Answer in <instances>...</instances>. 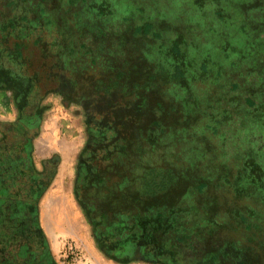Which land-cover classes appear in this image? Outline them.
I'll return each instance as SVG.
<instances>
[{
  "label": "flooded vegetation",
  "instance_id": "obj_1",
  "mask_svg": "<svg viewBox=\"0 0 264 264\" xmlns=\"http://www.w3.org/2000/svg\"><path fill=\"white\" fill-rule=\"evenodd\" d=\"M239 1L246 7L241 5L238 31L245 38L248 31L255 34L247 42L252 47L244 53L258 56L262 63L245 73L236 69L226 79L195 72L191 80L175 81L168 71L162 76V67L151 64L160 48L149 53L144 74L133 76L131 67L137 65L129 63L130 38L126 42L105 37L85 44L90 36L80 15H88V24L94 22L88 19L100 17L97 14L110 15L99 10L108 8L105 1L95 12L73 5L66 11L68 20L57 23L51 16L64 7H56L55 0H0V9L1 3L12 2L0 11V264H59L41 227L39 201L55 181L61 159L56 154L39 157L37 148L45 113L52 108L42 102L55 94L64 98L67 109L80 106L94 111L75 158L73 196L102 254L119 263L142 259L152 264H264V0ZM223 2L232 6L228 0ZM139 8L134 11L140 14ZM217 15L206 27L209 33L230 22L225 10ZM8 21L14 23L7 25ZM55 24L54 43L42 47L32 42L46 35L35 29L45 26L53 33ZM79 25L86 31L77 30ZM204 28L193 21L185 36L191 45L197 40L205 43ZM17 49L21 51L15 54ZM135 57L139 63L145 61L142 55ZM234 82L245 86L235 90ZM177 86L189 101H194V93H201L204 103L210 99L208 115L196 102L183 100L177 109L182 98L175 93ZM238 92L237 104L230 105L228 96ZM112 96L143 100L136 136L122 140L116 126L108 122L112 119L99 111H106ZM150 97L157 102L145 111ZM243 97L257 99L256 110H242ZM163 101L170 104L167 110L160 104ZM159 106L165 112L172 108L173 113L158 118ZM96 114L99 127L92 124ZM203 116L209 118L206 135L205 121H200L201 130L196 126ZM213 125L218 128L215 133L210 130ZM154 167L182 173L166 192L170 197L189 190L198 176L207 183V195L194 201L190 194L175 203L174 217L151 219L149 207L157 200L152 199L145 177Z\"/></svg>",
  "mask_w": 264,
  "mask_h": 264
},
{
  "label": "rangeland",
  "instance_id": "obj_2",
  "mask_svg": "<svg viewBox=\"0 0 264 264\" xmlns=\"http://www.w3.org/2000/svg\"><path fill=\"white\" fill-rule=\"evenodd\" d=\"M13 1H21L22 3L24 0ZM55 1L56 7H64V9L58 10L57 14H55V11L54 16L48 15L44 11L41 14L47 17L51 16V19L57 23L60 20H68L66 11L69 7L72 9L74 7L73 5L77 7L84 5L88 11H94L100 6H103L105 1L109 5L108 8H99V10L111 12L110 15L97 14L100 16L99 18L88 19L94 21L90 24L87 23L88 15H80V18L83 19V27L85 24V28L90 36L85 44L87 45L88 42L98 43L99 40L105 37H115L119 41L130 38L129 40L131 42L127 46L128 56L130 58L129 63L130 65H137V67H131L133 76H141L144 74L145 65H149V61H147L149 60V53L151 54L152 51L156 50L154 48H160V50L156 51L161 53L155 61H151V64L156 67H162L159 69V73L162 76L164 70L168 71L167 75L170 73L175 81L191 80L189 77L193 76L195 72L203 73L204 76L212 79L220 80V76L226 79L228 78L227 75L235 74L236 69H240L245 73L247 69H251V66L258 65L260 61L258 56L256 59L255 55L244 53L246 51L245 48L252 47V44H247V42L251 38H254L255 34L253 32L249 33L248 31L249 37L245 38V35L238 31V24L240 19L242 20L241 16L243 14L240 12L243 3L239 0H228L232 6H226L223 0ZM79 1L80 3H78ZM34 3L36 2L33 1L32 4ZM11 4L12 2L1 3L2 8L0 11L9 9L3 6H9ZM243 5L246 7V2ZM135 6L140 7V14L134 11ZM218 6L220 8L218 13L216 12L213 15L214 11L218 9ZM203 7L206 8L200 13L199 10ZM224 10L225 17L230 22L226 26L215 27V33H209L206 27H209L212 19H215L214 17H218L217 14L224 15ZM228 10H231L230 14ZM92 14L94 15L93 12ZM72 16L70 15L71 18ZM225 17H223L224 21L226 20ZM184 20L189 22L184 24ZM193 21L200 23V27L204 25L205 43L202 40H197L198 44H196L192 40V43L194 42L195 44L193 43L191 45L190 40L185 37L186 35L188 36L186 32L190 31L189 29ZM13 23L8 21L7 25ZM23 23L18 24L22 25ZM53 27L55 29L53 33L45 26L35 29L38 34L43 32L46 35L40 34L32 42L42 47L47 43H54L56 40L55 35L58 32V25L55 24ZM83 27L79 25L77 30L80 28L81 32H85L86 30ZM247 27L249 26L247 25ZM199 35V31H197V36L193 38L197 39ZM202 39H204V35ZM125 41L127 42V40ZM186 43L188 44L187 46ZM65 46L67 48L72 47L68 43ZM20 51L21 49L15 50V54L20 53ZM140 55H142L145 61H140L139 63L138 59L136 61L133 57H140ZM243 57H247V59L241 60ZM38 62L40 64L39 68H41L42 61ZM260 62L262 63V61ZM179 84L181 83L179 82ZM240 85L245 86L244 83L234 82L232 88L236 90ZM228 89L230 90V88ZM231 92L233 91L231 90ZM175 93L182 94L180 86L175 88ZM241 93H243V90ZM194 95L195 97L192 95L194 101H189L187 93H183L182 98L178 101L177 109L183 105V100L190 104H195V102L199 103L198 105L203 102V105L207 106L202 100L201 93H194ZM239 96L240 92L236 94L231 93L227 98L230 101L229 104L234 105V102L237 104ZM46 99L48 102H42V105H50L52 108L45 113V124L41 130L42 134L37 141L38 144H45V152H38V156L46 157L56 154L61 159V166L54 179L55 181L48 187L39 201V213L41 215V227L48 238L50 250L55 260L59 264H152L142 259H133L129 263H119L110 256L102 254L96 247L91 225L84 218L73 196L75 158L87 137V126H90L88 121L91 113L94 111L90 109L84 111L80 106H75L77 110L75 108L67 109L66 105H64V98H61L57 94L53 97H46ZM242 99V110L252 111L257 107L258 102L256 103L257 100L254 101V98L243 97ZM112 101L116 103H112ZM142 101L139 99L124 101L118 99L116 96H112L108 103H106V111L99 109L104 118H110L112 120H103L102 123L110 122V124L115 125L118 129L122 140L127 137L130 139V137H133L132 135H135L134 130L140 126V116L143 113L141 108ZM146 101L145 111L149 110L151 108L150 106L157 102L155 98L151 97ZM160 104L164 110L170 107V104H166L164 101L160 102ZM161 106L156 108V113H159L158 118L165 112ZM202 110L205 112L204 115H208L207 113L209 111L206 107ZM196 112L197 110L194 112V115L198 116ZM165 113L171 114L173 113V109L171 108L170 112ZM99 119L100 116L97 114L92 117L94 127L101 125V123H98ZM201 120L205 121L203 133L206 135L209 133V127L207 126L209 124L207 122L208 117L203 116L200 118L196 124L199 129L202 123L200 122ZM214 126L216 125L210 128L213 133L216 132L215 129H218ZM187 141H191V139ZM251 147H254V145L252 144ZM157 153L160 154L159 151ZM170 154L171 152L168 153V155ZM258 162L260 163V161Z\"/></svg>",
  "mask_w": 264,
  "mask_h": 264
},
{
  "label": "trees",
  "instance_id": "obj_3",
  "mask_svg": "<svg viewBox=\"0 0 264 264\" xmlns=\"http://www.w3.org/2000/svg\"><path fill=\"white\" fill-rule=\"evenodd\" d=\"M256 100L257 99H254V101ZM210 102L211 100L209 99L205 102L207 106L203 105L202 104L203 102H201L200 105H198L199 103H197V106L198 108L206 107V109L209 111L208 108H210ZM257 107H258V104H257ZM198 108L196 110H198ZM256 108L254 110H256ZM253 115L255 116V114ZM259 148H260V145H258V150H256L257 153L259 151ZM155 168L156 167H154L153 169L151 168V170L146 174V177H145L146 183L150 188L152 199L157 200L156 201L157 203L156 202L154 203L156 205L151 204L149 207L151 219H155L158 216L159 217L160 216L170 217V218L174 217V214H177V212L174 210L175 203L183 201L186 198L188 199V196L190 194L193 196L194 201H195V198L197 197L207 195V190L205 188V185H207V183H204L205 181H202L200 179L201 177L198 176L195 178V184L193 186H190L189 190H186L185 192L181 193L182 195L179 194V195L170 197V195H168V193L166 192H169L171 190V188L175 185V182L181 178L182 173L180 172L177 173L173 171H164V169H161V172H160L159 169H155ZM201 185H204V186H201Z\"/></svg>",
  "mask_w": 264,
  "mask_h": 264
},
{
  "label": "crops",
  "instance_id": "obj_4",
  "mask_svg": "<svg viewBox=\"0 0 264 264\" xmlns=\"http://www.w3.org/2000/svg\"><path fill=\"white\" fill-rule=\"evenodd\" d=\"M45 144L43 143H40L37 145V148H38V152H41V153H44L45 152Z\"/></svg>",
  "mask_w": 264,
  "mask_h": 264
}]
</instances>
